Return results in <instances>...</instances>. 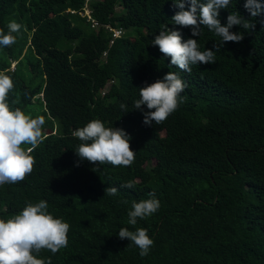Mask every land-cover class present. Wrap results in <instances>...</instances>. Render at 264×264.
Listing matches in <instances>:
<instances>
[{"label": "trees", "instance_id": "trees-1", "mask_svg": "<svg viewBox=\"0 0 264 264\" xmlns=\"http://www.w3.org/2000/svg\"><path fill=\"white\" fill-rule=\"evenodd\" d=\"M174 3L0 0V30L8 34L12 20L22 25L16 43L0 47V73L14 84L7 102L45 119L31 174L0 186V219L46 201L70 228L67 247L38 254L45 264H264V13L253 18L245 0H231L221 25L238 13L255 28L233 26L244 39L222 43L206 27L192 36L174 25ZM88 7L97 29L80 14ZM165 27L215 52V63L192 65L190 73L170 66L151 44ZM169 72L187 84L181 102L164 122L145 125L148 109L134 108L139 89ZM94 119L131 137L130 166L105 163L94 172L97 165L79 160L72 132ZM129 181L133 188L121 187ZM108 187L117 194L105 195ZM149 193L159 210L128 224L132 202ZM121 228L146 229L149 253L121 240Z\"/></svg>", "mask_w": 264, "mask_h": 264}, {"label": "clouds", "instance_id": "clouds-1", "mask_svg": "<svg viewBox=\"0 0 264 264\" xmlns=\"http://www.w3.org/2000/svg\"><path fill=\"white\" fill-rule=\"evenodd\" d=\"M230 2L231 0H175L174 7L180 10L172 17V21L174 25L190 27L192 36H200L202 27H206L219 36L222 43H240L244 36L230 31L233 26L254 29L255 24L245 21L238 13H231L226 25L222 26L218 18L220 10L226 9ZM186 5L189 6L188 10H185ZM244 7L253 18L264 13V4L258 0H245ZM261 23L264 24V21ZM7 28L8 34L0 30V47H10L16 43V36L13 34L20 32L22 25L12 20ZM151 44L158 47L165 58L170 57V66L185 72L190 73L192 65L215 63V52L201 51L197 40L189 38L183 41L179 31L167 27L155 36ZM216 51L219 49L216 48ZM186 87L184 80L176 73L169 72L162 79H157L152 84L145 83L139 89V99L134 101V108L141 110L142 106H146L148 109L143 112L145 125H151L152 122L160 124L177 109L181 102L180 94ZM13 88L12 79L0 73V186L22 182L31 174L35 160L30 153L45 139L42 134V126L45 124L43 116L32 118L18 107L14 110L10 108L7 98ZM120 108L126 110L127 106L121 104ZM72 135L81 141L75 154L80 161L97 165L92 169L94 172L99 170V165L105 163L113 167H128L134 162L136 153L130 150L131 137L123 129L105 127L101 120L94 119L74 130ZM22 145L31 147L25 149ZM134 184V181H129L121 187L131 189ZM117 192L115 187L105 189V195L114 196ZM149 195L152 198L132 202L131 210L127 213L128 224L135 226L138 219H146L159 210L160 201L155 198L154 193ZM47 209V202L41 200L35 204L28 203L22 211L8 220L0 219V264H45L43 259L37 258L42 250L55 254L67 247L69 224L54 218ZM118 237L129 240V246L135 245L141 256H146L154 243L144 228H137L134 232L121 228Z\"/></svg>", "mask_w": 264, "mask_h": 264}, {"label": "built area", "instance_id": "built-area-1", "mask_svg": "<svg viewBox=\"0 0 264 264\" xmlns=\"http://www.w3.org/2000/svg\"><path fill=\"white\" fill-rule=\"evenodd\" d=\"M80 14L84 17H86V16L88 17V21L92 23L93 28L97 29L99 27V24L96 21L91 20V14L85 15V12L80 13ZM110 30L114 32V36H120V35H122V32H123L121 30H114V29H110Z\"/></svg>", "mask_w": 264, "mask_h": 264}, {"label": "rangeland", "instance_id": "rangeland-1", "mask_svg": "<svg viewBox=\"0 0 264 264\" xmlns=\"http://www.w3.org/2000/svg\"><path fill=\"white\" fill-rule=\"evenodd\" d=\"M117 11L119 12V11H121V8H117ZM85 12V15H88V14H91V10H90V8L88 7V9H86V11H84ZM87 17V16H86ZM88 18V17H87ZM122 31V30H121ZM12 69H15V65L13 64L12 65V67H11Z\"/></svg>", "mask_w": 264, "mask_h": 264}]
</instances>
